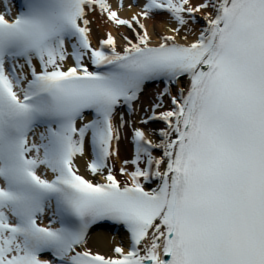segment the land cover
I'll list each match as a JSON object with an SVG mask.
<instances>
[{"label": "snow or ice", "instance_id": "snow-or-ice-1", "mask_svg": "<svg viewBox=\"0 0 264 264\" xmlns=\"http://www.w3.org/2000/svg\"><path fill=\"white\" fill-rule=\"evenodd\" d=\"M0 264H264V0H0Z\"/></svg>", "mask_w": 264, "mask_h": 264}, {"label": "bare ground", "instance_id": "bare-ground-1", "mask_svg": "<svg viewBox=\"0 0 264 264\" xmlns=\"http://www.w3.org/2000/svg\"><path fill=\"white\" fill-rule=\"evenodd\" d=\"M149 90H152V87L149 88ZM117 241L118 239L116 237H114ZM113 239L112 236L110 235H105L101 232L94 234V235H90V240L93 244L100 242L101 244L105 245V247L102 250H106V245L108 242H110Z\"/></svg>", "mask_w": 264, "mask_h": 264}]
</instances>
